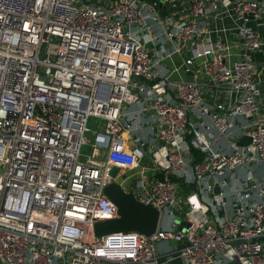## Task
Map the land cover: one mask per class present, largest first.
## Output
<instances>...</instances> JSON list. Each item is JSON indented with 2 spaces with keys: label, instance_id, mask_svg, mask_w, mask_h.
<instances>
[{
  "label": "built area",
  "instance_id": "obj_1",
  "mask_svg": "<svg viewBox=\"0 0 264 264\" xmlns=\"http://www.w3.org/2000/svg\"><path fill=\"white\" fill-rule=\"evenodd\" d=\"M221 5L236 50L204 19ZM263 12L264 0H0V264H264V73L249 57L262 39L246 23ZM178 67L191 76L168 78ZM201 83L234 93L204 97ZM126 102L128 118L150 117L125 121ZM89 116L102 159L80 151ZM112 165L158 210L153 232L92 231L117 215L101 191ZM163 238L174 245L159 251Z\"/></svg>",
  "mask_w": 264,
  "mask_h": 264
},
{
  "label": "crops",
  "instance_id": "obj_2",
  "mask_svg": "<svg viewBox=\"0 0 264 264\" xmlns=\"http://www.w3.org/2000/svg\"><path fill=\"white\" fill-rule=\"evenodd\" d=\"M227 5H221L218 8H216L215 11L210 12L209 16L205 17L204 19L207 20L208 22V27H209V33L213 36V37H219L220 39L223 40H228L230 41L233 45V49L236 50V48H238L237 45V34L235 33V28L233 27L235 25L236 22V18L233 17V15L229 12V10L226 7ZM246 23L253 28L254 30L256 29L260 34H261V39L262 42L261 44L256 47V49L249 51V57L253 63L254 66V72H255V77L259 78L263 75L264 73V12H263V17L260 19L257 18H249ZM181 56L180 54H177L175 52L171 53L170 57H164V62L166 64L167 69L171 68L174 64H176L179 60H180ZM191 73L190 71H185L182 70L178 67V69L173 70L171 72L168 73V78H179V77H190ZM201 79L204 77L201 76ZM200 91L202 92L204 97H213V96H218L220 93V96L222 94H225L224 92H226V94L231 93L233 94L234 92H232L231 90L228 89L227 85H225V83H220V85L218 86H207L204 83H201L200 86ZM232 97V95H231ZM137 105L136 102H126L123 103L121 111H123V117L126 115V117L128 118L130 116L129 112H127L128 110H131L132 108H134ZM144 120V117L149 118V114L148 113H143L141 116H136L135 118H128L125 121H136L141 119ZM95 129H101L99 128L97 125L93 128V127H89L88 130V136L89 139L86 142H83V148L80 149L82 154H90L92 153L93 157L96 159H102L104 156L103 153V148L102 147H97L95 149H93L91 151V142H92V130ZM135 131L138 132L139 134H147L146 131V123L144 125H141L140 127L135 128ZM190 137V136H189ZM85 144V145H84ZM86 145H88V149L86 148ZM189 145H191V143H189ZM81 148V146H80ZM130 169L129 168H123V169H119L117 170V174L115 176V179L120 183H126V185L129 183V179L130 176H124L129 172ZM242 173V171H240ZM157 173H162L160 171H156L153 174L156 176ZM244 174V172L242 173ZM174 242L171 239H160L156 242V248L159 251H163L164 248L168 247L169 245H174ZM167 264H181L180 258L177 255H173Z\"/></svg>",
  "mask_w": 264,
  "mask_h": 264
},
{
  "label": "water",
  "instance_id": "obj_3",
  "mask_svg": "<svg viewBox=\"0 0 264 264\" xmlns=\"http://www.w3.org/2000/svg\"><path fill=\"white\" fill-rule=\"evenodd\" d=\"M243 139L248 141L249 137L241 136L236 140V143H240ZM117 169L115 165L108 169L112 178L101 188V191L115 204L117 215L93 221L92 231L95 235L118 230H136L146 234L153 232L158 224V210L150 203L141 202L135 198L130 187L122 188L121 184L114 178L118 173ZM212 189L214 192L218 191L216 184L213 185ZM179 223L185 224L186 221L182 218Z\"/></svg>",
  "mask_w": 264,
  "mask_h": 264
},
{
  "label": "rangeland",
  "instance_id": "obj_4",
  "mask_svg": "<svg viewBox=\"0 0 264 264\" xmlns=\"http://www.w3.org/2000/svg\"><path fill=\"white\" fill-rule=\"evenodd\" d=\"M87 125H88V128L89 127H95L96 125L99 127V128H102V122H100V119L99 118H97V117H95V116H89L88 118H87ZM87 133H88V130L86 131ZM86 133V134H87ZM189 141H190V139H189ZM85 145V144H84ZM83 145H81V148L80 149H82L83 147H82ZM191 145H189V147H190ZM85 149H88V145H86V148ZM149 158H147V156L145 157V158H143L141 161H148L149 162V160H148ZM151 160V159H150ZM243 169H245L247 172H249L250 170H252V169H255V172L256 171H259V169H257L256 168V166L253 164V163H246V164H244L243 166ZM249 170H248V169ZM160 218H162V216L160 217Z\"/></svg>",
  "mask_w": 264,
  "mask_h": 264
},
{
  "label": "trees",
  "instance_id": "obj_5",
  "mask_svg": "<svg viewBox=\"0 0 264 264\" xmlns=\"http://www.w3.org/2000/svg\"><path fill=\"white\" fill-rule=\"evenodd\" d=\"M189 148H190V151L193 152V155H194V158H195V159L199 158L200 155L202 154V151H198V150H196L195 148H193L192 146H190ZM156 176L159 177V178H162L163 173H157ZM169 177H170V178H174V176L171 175V174H169ZM176 179H177V181H178V183H179V184H178L179 188H180V189H181V188H185V185H184V183L182 182L181 178H176Z\"/></svg>",
  "mask_w": 264,
  "mask_h": 264
}]
</instances>
